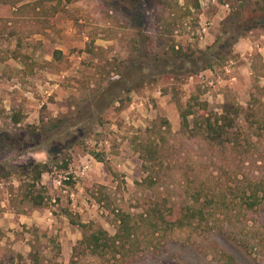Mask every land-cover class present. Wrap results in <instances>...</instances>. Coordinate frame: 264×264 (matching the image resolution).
Instances as JSON below:
<instances>
[{
	"label": "rangeland",
	"instance_id": "obj_1",
	"mask_svg": "<svg viewBox=\"0 0 264 264\" xmlns=\"http://www.w3.org/2000/svg\"><path fill=\"white\" fill-rule=\"evenodd\" d=\"M40 1L0 2V264H264V0ZM191 95L240 106L226 137L181 127ZM172 204L201 214L171 227ZM120 211L114 257L73 250Z\"/></svg>",
	"mask_w": 264,
	"mask_h": 264
},
{
	"label": "trees",
	"instance_id": "obj_2",
	"mask_svg": "<svg viewBox=\"0 0 264 264\" xmlns=\"http://www.w3.org/2000/svg\"><path fill=\"white\" fill-rule=\"evenodd\" d=\"M164 1L166 2L168 0ZM0 2L8 3L13 6L17 0H0ZM36 2L40 3L41 1L36 0ZM190 5L193 8H198L197 0H191ZM1 19L4 23L8 21V18ZM217 44L218 41L215 44L212 43L206 46L205 49L199 50V53L196 56L191 52L189 54L182 52L180 47L174 49V46L170 45L168 49H165L161 54V73H165L167 67H170L168 63L175 60L177 61V68L174 69V72H171L173 75H194L198 67H201L197 66L198 63L202 62L203 67H209L211 66V61L208 60L209 58H220V55L224 50V43L223 41H220L219 46H217ZM13 57L18 56L15 53ZM239 110L240 106L225 102L221 106L219 112H211L210 110H207L204 101H198L196 96L191 95L185 102V106L179 111L180 125L184 129H188V125L191 124V128H193L195 132L197 131L211 140H220L228 135L229 129L234 125V119L238 115ZM12 116L13 122H19L22 118L21 114L18 112L12 114ZM188 116H191V118L189 119ZM37 166L36 169L31 170L32 173L29 176L30 184L27 185L30 188L34 187L35 183L39 180L40 174L45 170L43 164L37 163ZM33 204L35 206L40 205V197L38 200H35ZM153 211L157 213V216L164 224H168L171 227L184 226L190 223L196 214H201L199 208L176 204L164 206L161 209L153 208ZM116 215L118 224L116 231L112 235L108 234L106 230L100 227L89 231L88 225L80 222L78 224L80 227V238L77 240L76 245L73 246V250L80 247L88 254L95 255L99 258H104L109 253L114 257L116 252L115 248L117 247L118 233L121 229L125 230L128 227L126 212H116Z\"/></svg>",
	"mask_w": 264,
	"mask_h": 264
}]
</instances>
